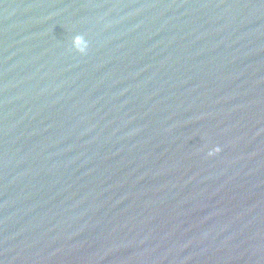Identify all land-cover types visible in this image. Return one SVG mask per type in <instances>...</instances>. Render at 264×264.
<instances>
[{
  "label": "water",
  "instance_id": "1",
  "mask_svg": "<svg viewBox=\"0 0 264 264\" xmlns=\"http://www.w3.org/2000/svg\"><path fill=\"white\" fill-rule=\"evenodd\" d=\"M263 137L264 0H0V264Z\"/></svg>",
  "mask_w": 264,
  "mask_h": 264
}]
</instances>
